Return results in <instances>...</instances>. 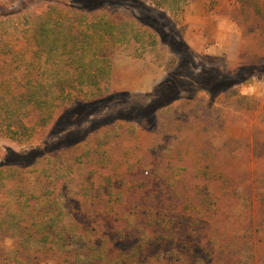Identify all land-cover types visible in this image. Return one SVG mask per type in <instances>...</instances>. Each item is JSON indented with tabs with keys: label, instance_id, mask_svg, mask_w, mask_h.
<instances>
[{
	"label": "rangeland",
	"instance_id": "374dc122",
	"mask_svg": "<svg viewBox=\"0 0 264 264\" xmlns=\"http://www.w3.org/2000/svg\"><path fill=\"white\" fill-rule=\"evenodd\" d=\"M0 3L6 13L19 2ZM48 3L33 0L31 11L40 13ZM68 3L133 27L139 36L111 43L110 75L99 91L88 90L99 95V105L87 109L78 101L46 125L34 112L24 127L0 128V198L17 189L13 197L30 205L21 211L26 218L41 222L47 212L57 213L48 230L101 242L107 260L87 262L49 246L25 251L1 234L0 264H206L194 257L203 236L218 246L239 238L255 254L242 264H264V210H256L250 228L245 213L197 207L264 201V0H192L182 10L150 0ZM16 59H0V77ZM176 213L190 218L188 230ZM144 230H161L167 243L176 230L179 242L152 256L157 246ZM16 248L20 255L4 258ZM212 256L208 264L236 263L219 250Z\"/></svg>",
	"mask_w": 264,
	"mask_h": 264
},
{
	"label": "trees",
	"instance_id": "16d2710c",
	"mask_svg": "<svg viewBox=\"0 0 264 264\" xmlns=\"http://www.w3.org/2000/svg\"><path fill=\"white\" fill-rule=\"evenodd\" d=\"M32 1L16 0L19 3L15 10L0 13V59L8 63L12 57L19 59H16L18 64L12 67L7 64L9 69L7 68L8 70L0 77V128L9 131L16 126L24 127L23 120L34 112L38 115V122L46 125L59 110L69 104L84 101L81 106L87 109L99 105V100H95L99 95L88 90L93 88L99 91L100 85L110 75L111 43L117 41L128 43L132 37L135 39L139 36L133 27L123 28L125 25L121 26L119 22L104 15L86 14L71 7L68 0H47L49 3L40 13L31 11ZM40 1L46 2V0ZM191 1L150 0L155 7L168 10H182ZM2 5L0 3V7ZM206 74V84L215 86L212 72ZM3 173L4 168L0 167V176ZM16 193L17 189L8 190L9 196L0 198V236L8 235L25 251L29 249L42 251L49 246L50 249L57 248L72 252L74 258L82 257L87 262L95 259L107 260L108 251L101 242H90L87 236L77 232L67 236L65 230L61 232L48 230L54 225L57 213L51 214L46 210L47 213L42 217L41 222H38L32 214L26 218L21 211L29 209L30 205L19 200L18 197H13ZM205 205L217 210L225 209L226 215L242 217L241 214L245 213L243 217H247L248 220H245L248 221L250 228L256 225V210H264V201L259 203L252 199L229 201L224 204L208 201L197 204V207H205ZM180 214L174 215L180 220L178 225L183 226L181 229L188 230V226L184 225L190 221V218ZM174 216L168 218L167 223H170L169 219L172 220ZM154 219L156 222L152 227L156 228L160 216ZM167 223L166 226L170 227ZM160 232L161 230L143 231V235L147 237L146 241L152 246H157L152 256L158 252L162 253V250L166 255L169 247L174 246L172 250H175L179 242L176 238V230H171V234L174 235L171 243L161 241L164 237L160 236ZM205 241L207 242L204 244ZM196 243L199 250L194 254L195 263L200 261L208 264L209 257L212 258L213 253L218 250L221 254H229L231 258H235V264H242L255 257L246 244H241L239 238H233L229 244L225 239H221L218 246L217 242H212L208 237L203 236ZM93 248L100 251L95 252ZM21 251L18 248L9 250L4 258L8 259L10 253L13 257L20 255ZM98 253H102L103 256H96ZM150 257L143 259L146 261ZM2 263L7 264V261L4 260Z\"/></svg>",
	"mask_w": 264,
	"mask_h": 264
}]
</instances>
